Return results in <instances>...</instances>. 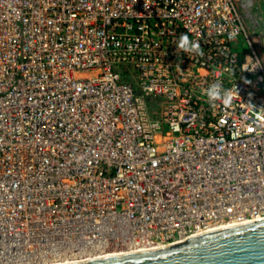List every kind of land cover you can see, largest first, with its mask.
<instances>
[{"label":"built area","instance_id":"obj_1","mask_svg":"<svg viewBox=\"0 0 264 264\" xmlns=\"http://www.w3.org/2000/svg\"><path fill=\"white\" fill-rule=\"evenodd\" d=\"M242 4L0 0V264L264 216V33Z\"/></svg>","mask_w":264,"mask_h":264},{"label":"water","instance_id":"obj_2","mask_svg":"<svg viewBox=\"0 0 264 264\" xmlns=\"http://www.w3.org/2000/svg\"><path fill=\"white\" fill-rule=\"evenodd\" d=\"M54 264H264V216L202 230L158 247Z\"/></svg>","mask_w":264,"mask_h":264},{"label":"rangeland","instance_id":"obj_3","mask_svg":"<svg viewBox=\"0 0 264 264\" xmlns=\"http://www.w3.org/2000/svg\"><path fill=\"white\" fill-rule=\"evenodd\" d=\"M249 4L251 10L247 14V20L250 24L253 23L250 31L254 36L262 35L264 33V0H249ZM259 17H261V20H258Z\"/></svg>","mask_w":264,"mask_h":264},{"label":"clouds","instance_id":"obj_4","mask_svg":"<svg viewBox=\"0 0 264 264\" xmlns=\"http://www.w3.org/2000/svg\"><path fill=\"white\" fill-rule=\"evenodd\" d=\"M178 46L188 51H192V50H196L198 52L200 51L199 43L197 41H190L187 34L181 35ZM210 94H214V93H210ZM228 99L229 98L225 99L226 103L228 102Z\"/></svg>","mask_w":264,"mask_h":264},{"label":"bare ground","instance_id":"obj_5","mask_svg":"<svg viewBox=\"0 0 264 264\" xmlns=\"http://www.w3.org/2000/svg\"><path fill=\"white\" fill-rule=\"evenodd\" d=\"M241 6H243V4L241 5ZM249 6H250V4H249V0H246V4H244V6L242 7V8H244V9H246V11H247V9H248V11L249 10H251L250 8H249ZM247 11V12H248ZM259 45V44H258ZM144 249V248H143ZM114 253H119V252H108V253H106V254H114ZM103 255V254H102ZM105 255V254H104ZM71 260H74L73 258H70ZM70 259L69 258H56V259H52V260H44V261H39V262H37V263H33V264H54V263H56V262H59V261H62V262H64V261H70Z\"/></svg>","mask_w":264,"mask_h":264}]
</instances>
